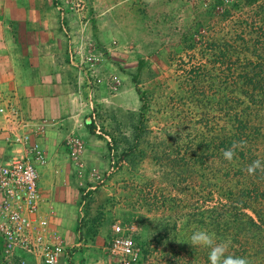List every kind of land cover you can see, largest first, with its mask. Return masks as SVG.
Masks as SVG:
<instances>
[{"label":"rangeland","instance_id":"obj_1","mask_svg":"<svg viewBox=\"0 0 264 264\" xmlns=\"http://www.w3.org/2000/svg\"><path fill=\"white\" fill-rule=\"evenodd\" d=\"M43 4L59 28L51 49L88 104L63 137L82 141L83 172L77 236H60L57 264H117L114 224L134 241L132 264H209L191 245L199 230L264 264V172L246 171L264 161V0ZM31 258L0 264H42Z\"/></svg>","mask_w":264,"mask_h":264},{"label":"crops","instance_id":"obj_2","mask_svg":"<svg viewBox=\"0 0 264 264\" xmlns=\"http://www.w3.org/2000/svg\"><path fill=\"white\" fill-rule=\"evenodd\" d=\"M43 1L0 0V105L11 102L32 122L47 123L41 130L37 126L31 129L33 140L44 147L48 161L38 167V213L47 218L52 231L70 240L78 231L73 205L82 179L70 162H63L62 144L68 127L77 128L88 104L86 91L69 78L51 49L58 47L59 28L54 9H48ZM80 131L84 133V129ZM0 133L2 139L5 133ZM83 141L86 149L92 143V139ZM24 257L27 261L34 256Z\"/></svg>","mask_w":264,"mask_h":264},{"label":"built area","instance_id":"obj_3","mask_svg":"<svg viewBox=\"0 0 264 264\" xmlns=\"http://www.w3.org/2000/svg\"><path fill=\"white\" fill-rule=\"evenodd\" d=\"M45 125L46 122L36 124L29 120L11 102L0 105V131L6 132L0 146V253L22 263L24 255H32L43 264H57L64 252L60 236L38 213V167L47 163V155L44 147L33 140L31 129L37 126L41 130ZM64 144L72 167L81 173V141L67 138ZM112 229L110 253L117 264H132L136 259L133 239L118 224Z\"/></svg>","mask_w":264,"mask_h":264},{"label":"clouds","instance_id":"obj_4","mask_svg":"<svg viewBox=\"0 0 264 264\" xmlns=\"http://www.w3.org/2000/svg\"><path fill=\"white\" fill-rule=\"evenodd\" d=\"M245 141L234 143L230 148L223 150V157L227 161H232L236 155L235 149L243 147ZM257 170L264 172V161L256 159L248 165L246 171L253 175ZM192 246H203L210 249L208 255L209 264H250L247 257L236 256L229 254V243L217 242L214 233H209L206 230L195 231L191 235Z\"/></svg>","mask_w":264,"mask_h":264}]
</instances>
